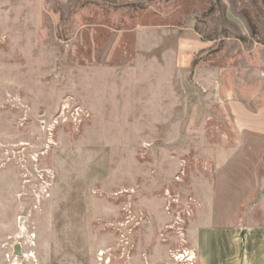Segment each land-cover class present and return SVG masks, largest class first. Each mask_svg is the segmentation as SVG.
Returning <instances> with one entry per match:
<instances>
[{
	"label": "rangeland",
	"instance_id": "rangeland-1",
	"mask_svg": "<svg viewBox=\"0 0 264 264\" xmlns=\"http://www.w3.org/2000/svg\"><path fill=\"white\" fill-rule=\"evenodd\" d=\"M232 98L264 104L250 0H0V264H199ZM254 173L242 227H264V151Z\"/></svg>",
	"mask_w": 264,
	"mask_h": 264
},
{
	"label": "crops",
	"instance_id": "crops-1",
	"mask_svg": "<svg viewBox=\"0 0 264 264\" xmlns=\"http://www.w3.org/2000/svg\"><path fill=\"white\" fill-rule=\"evenodd\" d=\"M186 32L184 36L196 43L188 52L201 49L203 44L190 30ZM227 104L236 129L237 146L215 170L209 209L198 213L190 226L195 227L192 248L199 264H264V227L237 224L240 203L256 186L254 172L264 151V104L256 110L249 109L240 99L232 98ZM39 244L37 255L41 251Z\"/></svg>",
	"mask_w": 264,
	"mask_h": 264
},
{
	"label": "built area",
	"instance_id": "built-area-1",
	"mask_svg": "<svg viewBox=\"0 0 264 264\" xmlns=\"http://www.w3.org/2000/svg\"><path fill=\"white\" fill-rule=\"evenodd\" d=\"M22 257H23V259H26L28 257V255L22 254ZM4 258H5V261L8 262V264H21L19 261V257L14 256L12 253V250L9 253H6L4 255Z\"/></svg>",
	"mask_w": 264,
	"mask_h": 264
},
{
	"label": "water",
	"instance_id": "water-1",
	"mask_svg": "<svg viewBox=\"0 0 264 264\" xmlns=\"http://www.w3.org/2000/svg\"><path fill=\"white\" fill-rule=\"evenodd\" d=\"M12 253L14 256L22 257L20 244H15L12 246Z\"/></svg>",
	"mask_w": 264,
	"mask_h": 264
},
{
	"label": "flooded vegetation",
	"instance_id": "flooded-vegetation-1",
	"mask_svg": "<svg viewBox=\"0 0 264 264\" xmlns=\"http://www.w3.org/2000/svg\"><path fill=\"white\" fill-rule=\"evenodd\" d=\"M250 6H264V0H250Z\"/></svg>",
	"mask_w": 264,
	"mask_h": 264
},
{
	"label": "trees",
	"instance_id": "trees-1",
	"mask_svg": "<svg viewBox=\"0 0 264 264\" xmlns=\"http://www.w3.org/2000/svg\"><path fill=\"white\" fill-rule=\"evenodd\" d=\"M72 0H70V2H71ZM59 7V6H58ZM56 10H58V11H60L61 12V9H59V8H57Z\"/></svg>",
	"mask_w": 264,
	"mask_h": 264
},
{
	"label": "bare ground",
	"instance_id": "bare-ground-1",
	"mask_svg": "<svg viewBox=\"0 0 264 264\" xmlns=\"http://www.w3.org/2000/svg\"><path fill=\"white\" fill-rule=\"evenodd\" d=\"M181 258V257H180ZM183 258V257H182ZM188 258V257H187ZM192 258H188L187 260L190 261Z\"/></svg>",
	"mask_w": 264,
	"mask_h": 264
}]
</instances>
